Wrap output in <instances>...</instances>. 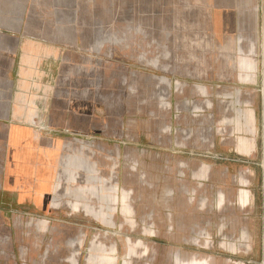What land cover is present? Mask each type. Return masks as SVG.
Returning <instances> with one entry per match:
<instances>
[{"label":"crops","instance_id":"0c3cea01","mask_svg":"<svg viewBox=\"0 0 264 264\" xmlns=\"http://www.w3.org/2000/svg\"><path fill=\"white\" fill-rule=\"evenodd\" d=\"M107 2L0 0V264L73 263L61 253H77L93 221L153 227L157 206L128 198H164V228L178 231L166 260L202 264L207 204L212 264H250L258 182L264 195V0H159L170 15L117 27L116 89L149 102L147 141L122 126L93 66L90 54L107 51ZM148 3L116 0L117 21L120 5ZM62 228L84 236L62 248Z\"/></svg>","mask_w":264,"mask_h":264},{"label":"rangeland","instance_id":"374dc122","mask_svg":"<svg viewBox=\"0 0 264 264\" xmlns=\"http://www.w3.org/2000/svg\"><path fill=\"white\" fill-rule=\"evenodd\" d=\"M107 51H102V53L92 54L93 66L99 67L101 65L102 70L107 72V91L104 95L107 96L109 105L112 104L113 111H117L122 120V126L127 128H140V140L147 141L148 139V129L149 125H152V121H149V102L146 100L131 101L121 89H116V63L117 54L116 48V29L117 27L126 28L128 25L132 24V16H136V20L140 22L142 27V21L140 18H162L165 14L170 15L171 6L164 5L162 3H155L159 0H149L151 3L148 4H138L135 6L125 4L119 7V15L124 13V20L117 21V4L116 0H107ZM139 19V20H138ZM158 39V38H154ZM105 46V44H104ZM122 59V53L120 57ZM100 64V65H99ZM140 88V87H138ZM137 88V89H138ZM123 92V93H122ZM142 93V91H140ZM110 110V109H109ZM151 119V118H150ZM111 182H114L112 179ZM257 211L260 210V205H262V228L259 229V215L256 220V226L252 222L251 230V253L256 259L251 261L250 264H264L263 253H264V195L261 192L260 182L257 183ZM261 192V194H260ZM260 195V196H259ZM263 195V196H262ZM129 201L133 200L139 204L140 208H146L150 205H156L161 213L159 214V219L156 218L155 221L150 222L153 227L151 228H98L97 223L93 221L91 227H86L84 230L86 232V237L84 238L87 242L82 243L79 251L75 253L76 248H68L67 252H62L61 255L72 257L74 264H195V261H169L165 259V254L170 251H178L175 246H169L167 242L171 236H176L177 230H167L164 225L167 222L166 214L164 213V207L166 206L164 198H156V203L153 202V198H128ZM152 207V206H151ZM209 208V209H208ZM205 240L209 243L203 245L204 247V260L202 264H212V259L209 254L212 252V245L210 243L212 236V207L210 208L207 204L205 205ZM167 213V212H166ZM64 218L66 220H64ZM72 214H60L61 225H68L69 220H73ZM254 219V216H253ZM152 221V220H150ZM71 223V222H69ZM62 231L66 233L62 235L61 239L62 248L65 247L66 236H84L83 232L81 234L74 232L72 229H64ZM83 231V230H81ZM48 234V233H47ZM52 236V235H50ZM49 236V237H50ZM61 236V235H60ZM55 239L58 235L53 236ZM60 238V237H59ZM51 242V240H46L45 244ZM100 243H102V252H100ZM97 246V247H95ZM31 247L32 253H35V247ZM46 247V245H45ZM173 248V250H170ZM248 252V250H247ZM102 255V261H100V254ZM262 256V257H261ZM70 261L63 264H73Z\"/></svg>","mask_w":264,"mask_h":264}]
</instances>
